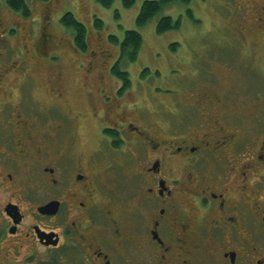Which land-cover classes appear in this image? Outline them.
Listing matches in <instances>:
<instances>
[{"label":"flooded vegetation","instance_id":"flooded-vegetation-1","mask_svg":"<svg viewBox=\"0 0 264 264\" xmlns=\"http://www.w3.org/2000/svg\"><path fill=\"white\" fill-rule=\"evenodd\" d=\"M249 3L239 36L264 58V0ZM21 31L0 21V264H264V89L245 99L205 68L173 69L160 116L144 111L142 68L127 87L99 49L78 108L60 69L33 81V65H55L52 34Z\"/></svg>","mask_w":264,"mask_h":264},{"label":"rangeland","instance_id":"rangeland-1","mask_svg":"<svg viewBox=\"0 0 264 264\" xmlns=\"http://www.w3.org/2000/svg\"><path fill=\"white\" fill-rule=\"evenodd\" d=\"M25 1L31 10V15L27 18H24L19 12L11 10L7 0H0L1 24L5 28L9 25L15 27L22 25L23 30L30 29L31 35L34 37L41 30V33L52 34L53 43L49 46V49L52 50L49 51L46 59L53 60L55 65L48 66L45 62L33 65L35 67L33 81L40 82L42 80L39 79V74L42 75L41 67L48 73L52 67L55 68L53 70L60 69L62 71L61 88L69 99V103L76 104L78 108L79 105L87 103L84 88L93 89L99 86V80L95 75L89 76L88 79L85 78L80 65L85 62L87 55L92 54V50L102 49V52L110 55V61L115 59L116 49L108 41V34H114L117 38L122 39L124 31L130 28H135L141 33L142 45L136 60L121 62V67L129 71L133 85L140 82L137 77L140 68L147 67L149 69L147 80L150 86L142 82V84H147L143 86L145 89L144 111L152 113L151 109L158 105L159 113L157 114L166 116L164 110L167 103L159 100L155 105L154 102H157L156 95L169 94L168 74L173 69H181L180 73L190 76L189 74L192 72L203 74L205 68L208 73L214 76L212 83L215 86L224 87L226 78H228V81L232 83L231 88L245 99L250 98L253 93L252 85L260 90L264 89V58H260L261 50L259 49L261 47L259 45L258 47L251 46L249 32L246 33V31L245 41L247 43H245L246 45L241 43L239 23L236 20L238 15L236 0H190L188 3L173 1L165 5L143 26H137L135 21L143 0H135L130 7H124L122 0H114L110 6H103L96 0H54L50 4L38 2L40 0ZM247 5L248 3L243 6V14L246 11L244 15L248 21L251 3L246 10ZM66 11L73 12L86 27L88 47L84 53L73 43L72 28L63 25L60 20ZM163 15H169L173 20L178 19L179 25L157 33V21ZM95 18L102 20L101 28L94 25ZM14 35L11 34V37L18 38ZM242 36L244 34L241 33ZM11 41L14 46H21L19 43L21 39L19 41L11 39ZM171 44H175L174 47L171 48ZM249 49H252L254 54L248 53ZM79 55H81L80 59ZM101 57L106 58L105 55ZM176 57L182 61V68L175 61ZM105 65L108 68L110 62ZM156 71L159 74H156ZM104 76L106 80L103 81L106 87L114 89L117 82L115 83L112 78L108 77L106 72H104ZM149 87L151 89L149 92L152 94L150 96L147 92ZM137 97L142 99V96L137 95ZM93 98L96 101V95H93ZM41 100L46 101L44 97ZM82 107L84 108V106ZM90 125L88 119L84 120L83 126L84 129H87V133L92 131L89 129ZM92 140H94V136L91 132L87 134L84 143H82L84 151L90 146L92 147ZM113 155L115 158L117 152H113ZM118 161L115 158L116 166L111 171L120 169Z\"/></svg>","mask_w":264,"mask_h":264},{"label":"trees","instance_id":"trees-1","mask_svg":"<svg viewBox=\"0 0 264 264\" xmlns=\"http://www.w3.org/2000/svg\"><path fill=\"white\" fill-rule=\"evenodd\" d=\"M99 4L103 6H110L114 0H96ZM135 0H122V5L124 7H130ZM173 1H182L188 3L190 0H143L139 11L136 15L135 21L137 26L145 25L158 11H160L165 5L173 2ZM237 6L241 4H247L249 0H236ZM254 1V0H250ZM38 2H42L45 4H50L54 2V0H40ZM7 4L11 10L19 12L24 18H27L31 15V10L25 0H7ZM240 8V7H239ZM8 10V9H6ZM14 14V13H13ZM118 14V13H116ZM240 11L238 10V15ZM239 17H236V20L239 23ZM61 22L65 26H69L73 30V43L80 49L86 50L87 48V34H86V27L82 21H80L73 12L66 11L60 18ZM103 22L100 18H95L94 25L97 28H101ZM179 25V20H173L169 15L161 16L156 24V32L162 33L170 28L177 27ZM11 27V26H9ZM14 34V31L11 33ZM69 36V35H68ZM70 38V36H69ZM246 39V38H245ZM71 40V38H70ZM108 41L112 43L117 52V61L113 65L112 71L113 73L123 80L124 85L127 87L130 86L131 78L130 73L125 68L121 67V62L125 61H135L142 45V35L141 33L135 29L130 28L124 31V35L122 39L117 38L114 34H108ZM247 43V41H245ZM244 42L243 45H246ZM175 44H171V48L174 47ZM252 46V45H251ZM247 47V46H246ZM42 50H45L43 48ZM48 52L52 49L47 47ZM175 61L180 66L182 61L178 60V57L175 58ZM119 68L121 71H119ZM149 73V69L147 67L142 68V74L144 78V83H149L147 77ZM157 73V71L155 72ZM142 84L141 90L145 91L143 88L144 85ZM158 89V88H157Z\"/></svg>","mask_w":264,"mask_h":264}]
</instances>
